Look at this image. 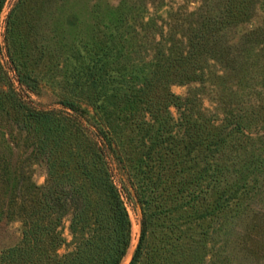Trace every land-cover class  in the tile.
I'll list each match as a JSON object with an SVG mask.
<instances>
[{
  "label": "rangeland",
  "instance_id": "374dc122",
  "mask_svg": "<svg viewBox=\"0 0 264 264\" xmlns=\"http://www.w3.org/2000/svg\"><path fill=\"white\" fill-rule=\"evenodd\" d=\"M244 2L0 0V158L11 207L23 199V178L47 180L45 161L28 156V111L10 105L20 96L54 111L57 134L85 145L86 158L97 161L99 147L130 221L119 264L142 234V189L146 212L176 209L153 217L146 237L175 245L171 264H264V0ZM155 72L153 90L138 91ZM165 90L177 99L153 122L148 107L163 103ZM193 193L203 217L185 205ZM225 196L223 210L210 213ZM70 217L58 226L57 255L80 243ZM22 229L21 215L0 217V252Z\"/></svg>",
  "mask_w": 264,
  "mask_h": 264
},
{
  "label": "trees",
  "instance_id": "16d2710c",
  "mask_svg": "<svg viewBox=\"0 0 264 264\" xmlns=\"http://www.w3.org/2000/svg\"><path fill=\"white\" fill-rule=\"evenodd\" d=\"M170 59L168 61L177 60ZM167 68L165 66V71ZM156 74L157 72L151 78L144 77L143 87L138 91L145 93L153 90L158 81ZM188 74L187 72L184 76ZM162 98L163 103L152 99L148 107L153 122L166 118L167 108L175 104L177 99L169 90L164 91ZM10 103L28 111L31 122L27 123V131L32 138V149L28 156H40L45 161L47 180L38 187L23 178V199L19 205L14 201L13 209L10 204L13 199L7 198L10 194L6 191L10 179L6 176V165L0 158V184L3 186V189L0 187V217L10 212L21 215L23 222L19 242L0 252V264H119L129 244L130 221L120 191L107 172L108 165L102 161L99 147L91 153L98 160L88 159L85 157V145L77 146L65 133L57 134L54 111L33 108L20 96H13ZM61 103L71 110H77L72 102ZM75 124L80 128L78 123ZM195 196L197 195L193 193L188 197L185 205L194 209L190 215L203 217L196 213L197 208L192 202ZM228 200L229 196H225L222 201L214 204L210 202L209 212H220ZM138 201L144 211L142 234L127 264H171L170 252L167 250L175 245L166 239L151 244L146 237L148 233L153 235L156 228L152 218L160 215L165 217L167 213L176 210L175 207L157 209L155 206L153 210L148 209L146 212L150 202L145 198L143 189ZM68 213L71 214L70 230L78 235L80 243L75 251L57 255L54 246L61 241L57 229L61 219ZM157 227L168 228L163 225ZM84 231H87V235Z\"/></svg>",
  "mask_w": 264,
  "mask_h": 264
}]
</instances>
